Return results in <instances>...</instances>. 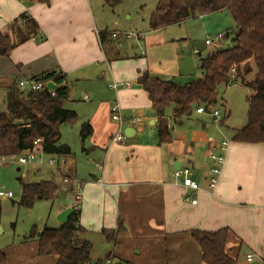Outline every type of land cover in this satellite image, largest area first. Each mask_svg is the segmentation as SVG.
Returning <instances> with one entry per match:
<instances>
[{"label":"crops","instance_id":"0c3cea01","mask_svg":"<svg viewBox=\"0 0 264 264\" xmlns=\"http://www.w3.org/2000/svg\"><path fill=\"white\" fill-rule=\"evenodd\" d=\"M23 15L38 24L36 36L28 33L20 20ZM104 32L93 0H0V33L15 44L7 57L0 56V93L6 98L19 82L51 72L66 76L70 93V88L77 89L81 83L108 74L118 85L117 89L111 86L114 102L97 103L87 122L93 134L82 139L89 143L88 152L102 160L98 173L80 185V194L76 193L85 234L102 230L116 233L115 249L117 245L122 248L109 254L107 261L114 258L111 264H205L190 231L228 228L237 237L228 248L239 250L238 263L250 264L248 257L252 256V262L264 264V144L234 142L233 131L238 129L224 127L223 122L222 127L214 126L209 121L193 120V115L175 120L172 107L160 118L138 83L139 73L147 69L139 70L138 65L129 68L127 59L109 44L119 41L124 33L134 34L132 38L141 42L143 34L116 30L108 33H119V37H110L102 44L100 34ZM79 99L88 101L89 96ZM116 104L126 121L122 126L112 119ZM194 113L212 117L196 110ZM132 118L142 121L132 124ZM161 122L169 126L170 143H159ZM120 129L126 142L114 143L112 139ZM224 141L229 142L225 163L217 186L211 189L208 175L215 163L210 155L218 154ZM70 157L50 158L57 161L50 168L63 176L59 186L65 198L69 191L75 194L76 178L71 167L64 174L59 164L65 165ZM180 169H190L191 177L200 184L199 191H190L196 205L186 200L182 180L175 178ZM75 207H60L56 216ZM99 261L92 256L93 264Z\"/></svg>","mask_w":264,"mask_h":264},{"label":"trees","instance_id":"16d2710c","mask_svg":"<svg viewBox=\"0 0 264 264\" xmlns=\"http://www.w3.org/2000/svg\"><path fill=\"white\" fill-rule=\"evenodd\" d=\"M125 0H104L105 5L117 7ZM228 11L235 24L236 35L232 46L200 60L201 78L186 85L173 80H163L141 71L138 83L148 93L153 109L164 118L167 109L173 108L175 120L193 115V105L204 107L208 112L219 103L220 93L229 87L242 84L252 94L247 98V124L233 131V141L245 144H264V0H159L155 12L149 19L152 31L179 26L198 16ZM20 20L30 35L36 36L38 24L23 15ZM17 23V20H16ZM111 34H100L102 44ZM230 39L226 33L221 40ZM220 41V42H221ZM15 48L8 35L0 33V56L7 57ZM252 62L256 74L252 80ZM33 81L54 82L57 89L50 92L47 87L41 91L10 89L6 98V111H0V159L13 158L31 153L39 143L42 152L52 157L72 156L69 146L61 142L60 127L75 122L78 114L65 108L70 99L66 76L51 72ZM159 143L171 142L169 126L159 125ZM93 134L89 123L82 125V139ZM61 193L60 186L53 181L22 183L20 206L32 208L37 200H54ZM81 209L77 204L66 224L57 229L34 228L26 242H35L40 257H56L57 264H92V243L83 239L86 230L80 223ZM1 223V210H0ZM115 241V232L103 231ZM190 236L201 251L205 264H239V250L229 249L232 239H237L228 228L217 231H190ZM241 246V241H239ZM6 254L0 249V264H6Z\"/></svg>","mask_w":264,"mask_h":264},{"label":"rangeland","instance_id":"374dc122","mask_svg":"<svg viewBox=\"0 0 264 264\" xmlns=\"http://www.w3.org/2000/svg\"><path fill=\"white\" fill-rule=\"evenodd\" d=\"M158 1L125 0L117 7H109L105 5L104 0H93V5L97 20L104 31L118 30L143 34L146 42L144 40L138 42L133 38L127 40L122 36L119 41H115L116 43L114 41L109 43L110 46L117 48L123 59H127L129 68L138 65L139 70L146 68L153 77L163 79L161 76H168L170 80L186 85L201 78L200 57L206 58L210 53L232 46L231 40L236 35L235 24L230 13L223 11L198 16L180 26L155 33L150 29L149 19L155 12ZM226 33L230 34V39L219 42L216 47L206 45V40H214L219 34ZM118 42H121V47L118 46ZM198 53H201L200 56ZM251 66L253 71L248 77L249 80H252L256 74L253 62ZM121 74L124 76L123 72ZM113 85L114 80H111L109 74L103 79L95 77L93 81L81 83L77 89L70 88V99L64 105L66 109L75 110L78 114L75 122L60 127L61 142L70 146L72 156L65 165L60 162L59 168L64 174L68 173L69 167L73 169L76 178L75 194L69 191L65 199L59 196L51 201L37 200L32 208L20 206L22 183L53 181L59 186L63 183V176L56 169L48 166L52 157L44 155L42 151L35 153V162L26 165L19 164L18 159L14 157L0 159V191L13 194L11 198L0 196V249L6 254V264H57L56 257H40L36 243L26 242L25 238L34 228L38 232L44 228H59L61 223L56 216L57 210L70 204L75 206L79 204L75 196L76 193L80 194V185L83 187L100 170L102 160L96 157L98 154L88 152L89 143L87 140L82 141L81 130L82 125L89 122L88 119L97 103L114 100L115 90L111 89ZM251 94V90L242 84L233 85L220 93L219 103L214 109L220 113L217 121L213 117H210L211 120L205 116L198 117L196 113L193 114L192 119L209 121L211 125L219 127L223 126V122L224 127L241 129L247 124V98ZM85 95L89 96L88 101L79 99ZM6 108L5 94L0 93V111H6ZM225 135L229 139L230 134L227 130ZM103 231L88 232L82 238L92 243V256L99 258V264H109L107 261L109 254L117 252L122 247L117 245L115 249V241ZM111 259L114 263V258Z\"/></svg>","mask_w":264,"mask_h":264},{"label":"built area","instance_id":"2783aa9c","mask_svg":"<svg viewBox=\"0 0 264 264\" xmlns=\"http://www.w3.org/2000/svg\"><path fill=\"white\" fill-rule=\"evenodd\" d=\"M123 36L126 37L127 39H131L132 37H135L134 34H130V33H124ZM112 37L114 39H117L119 37V33H112ZM223 38H224V35L219 34L216 37V39H214V40L208 39L206 41V44L216 46L219 44V42ZM124 86L129 87L130 85L124 84ZM46 87H47V83L43 84V83H40L38 81H33V80L21 81L18 84V88L21 90L28 88L29 90H33V91H41V90L45 89ZM113 88L117 89L118 85L117 84L113 85ZM196 112L199 114L209 113L214 118L215 121H217L220 118V113L217 110H211L208 112L204 107H200V108L197 107ZM112 119H113V121L117 122L120 126H122L124 123H126L125 119L122 117V115L120 113V107L118 104H116L112 109ZM141 121H142L141 118H132L129 120V122H131L132 124L140 123ZM126 139H127L126 136L123 134L122 130L120 129L115 134L112 141L114 143L121 144V143L126 142ZM35 145H36V148L34 149L33 152L28 153V155L23 154L22 156L14 157V159L17 158L18 163L22 164V165H26V164L35 162L36 161L35 153L38 151V149H41L38 142H35ZM228 146H229V142L224 141L221 143V145L219 147V153L210 155L211 159L215 163L214 166L209 170V175H208V184H209V187L211 189H214L218 184V180H219V177H220L221 172H222V167L225 163V153L227 151ZM4 159H7V158H4ZM56 162H57L56 159H51L49 161V166L55 167ZM175 178L182 180V184L187 191V193L185 195L186 200H189L192 202L193 205H196L197 200L192 198L190 191L191 192L199 191L200 190V184L191 177V170L190 169H180V170L175 172ZM0 196L3 198H11V197H13V194L10 192L6 193L3 191H0ZM75 198H76V200H79L80 199L79 194L76 195ZM248 261L249 262L253 261L252 256L248 257ZM108 263L111 264L112 262L108 261Z\"/></svg>","mask_w":264,"mask_h":264},{"label":"water","instance_id":"95a60500","mask_svg":"<svg viewBox=\"0 0 264 264\" xmlns=\"http://www.w3.org/2000/svg\"><path fill=\"white\" fill-rule=\"evenodd\" d=\"M47 89L50 91V92H53L57 89V85L54 83V82H49L47 84ZM192 109L195 111L197 109V106L196 105H193ZM61 199H64L65 198V193H61L60 195ZM74 212V209L73 208H67L65 209L58 217V220L62 223V224H66L69 217L73 214ZM93 264V263H92ZM118 264H122V263H118ZM250 264H260V262L258 261H255V262H251Z\"/></svg>","mask_w":264,"mask_h":264},{"label":"bare ground","instance_id":"6f19581e","mask_svg":"<svg viewBox=\"0 0 264 264\" xmlns=\"http://www.w3.org/2000/svg\"><path fill=\"white\" fill-rule=\"evenodd\" d=\"M218 45H219V44H218ZM218 45H216V46H218ZM211 46H212V45H211ZM216 46H215V47H216Z\"/></svg>","mask_w":264,"mask_h":264}]
</instances>
